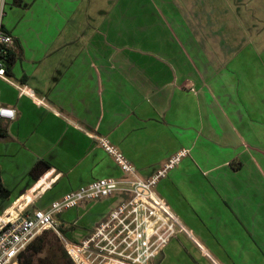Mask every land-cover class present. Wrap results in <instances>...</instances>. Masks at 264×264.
<instances>
[{"label":"crops","instance_id":"obj_1","mask_svg":"<svg viewBox=\"0 0 264 264\" xmlns=\"http://www.w3.org/2000/svg\"><path fill=\"white\" fill-rule=\"evenodd\" d=\"M190 1L4 0L7 76L51 108L0 78L15 109L0 119V219L98 178H148L186 149L155 186L184 229L150 264H264V0H199L197 19Z\"/></svg>","mask_w":264,"mask_h":264},{"label":"built area","instance_id":"obj_2","mask_svg":"<svg viewBox=\"0 0 264 264\" xmlns=\"http://www.w3.org/2000/svg\"><path fill=\"white\" fill-rule=\"evenodd\" d=\"M3 16L4 0H0V78L13 85L20 95L31 97L37 105L51 108L44 97L36 96L26 85L8 78L6 59L14 39L3 28ZM14 118L15 109L0 103V119ZM100 142L113 154L124 172L134 173V167L121 152L104 139ZM186 154V149L179 150L148 178H98L64 193L46 209L35 208L15 218L0 219V264H19L20 253L42 230H51L58 236L74 264H150L169 239L184 229L165 200L156 193L155 186L166 171ZM110 196L120 199L95 223L94 228L88 229L75 241L63 235L60 229L63 222L59 215L85 202Z\"/></svg>","mask_w":264,"mask_h":264},{"label":"trees","instance_id":"obj_3","mask_svg":"<svg viewBox=\"0 0 264 264\" xmlns=\"http://www.w3.org/2000/svg\"><path fill=\"white\" fill-rule=\"evenodd\" d=\"M12 60L10 53L7 55L6 64L10 63ZM49 165L42 162H37L31 169L30 173L33 177L37 178L42 172H44ZM5 191L1 180H0V194ZM62 225L60 226L63 235L72 241L78 240L81 235L75 236V232L78 229L76 223L74 222H66L62 221ZM65 222V223H64ZM49 233L47 230H43L40 234H38L29 244L28 246L20 253L19 255V264H32V260L34 257L40 253L41 251V244H43V240L46 234ZM57 260L56 264H74L72 260L66 253L64 247L61 244L54 245V252L52 253Z\"/></svg>","mask_w":264,"mask_h":264},{"label":"rangeland","instance_id":"obj_4","mask_svg":"<svg viewBox=\"0 0 264 264\" xmlns=\"http://www.w3.org/2000/svg\"><path fill=\"white\" fill-rule=\"evenodd\" d=\"M181 1H184V0H175V2H181ZM190 3H191V7L193 9V17L192 18L197 19L194 17V15H195V13L199 12V8H200L199 0H191ZM220 8H222L221 5H220ZM222 17H223L224 22L232 20L230 18L229 14L226 12L222 15ZM111 197H113V196L106 197V198H111ZM82 205L83 204H80L78 207L81 208ZM78 207L73 208V210H69L67 213L64 212L63 214L59 215V219L64 218V216L66 214L74 213L73 220L78 218L76 226L85 227L86 225H88L84 230L81 229V230L85 231L88 227L94 228L95 223L104 216V213H103V215L100 216V214H101L100 211L96 210L94 207H91L90 208L91 211L87 210V215H86L87 217L86 218L84 217L83 219H81L82 216H79V211H78L79 208ZM84 213H85V211H83L82 215ZM79 219H80V221H79ZM96 219H98V220H96ZM61 220H63V219H61ZM93 220L94 221L96 220V221L93 222ZM68 222L70 223L72 221H68ZM42 231H40L38 234H40ZM47 231H49V233L46 234V236L43 240V244H41V247H42L41 251H40V253H38L34 257V259L32 260V264H56L57 263L56 257L52 253L54 252V245H58V244L62 245V243L60 242L58 236L53 231H51V230H47ZM60 264H62V263L60 262Z\"/></svg>","mask_w":264,"mask_h":264}]
</instances>
